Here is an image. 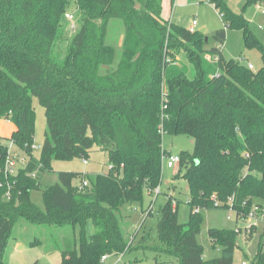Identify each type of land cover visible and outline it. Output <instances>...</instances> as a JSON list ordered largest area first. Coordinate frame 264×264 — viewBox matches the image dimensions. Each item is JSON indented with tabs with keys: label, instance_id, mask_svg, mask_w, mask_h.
I'll return each mask as SVG.
<instances>
[{
	"label": "trees",
	"instance_id": "trees-1",
	"mask_svg": "<svg viewBox=\"0 0 264 264\" xmlns=\"http://www.w3.org/2000/svg\"><path fill=\"white\" fill-rule=\"evenodd\" d=\"M163 1L0 0V121L14 126L8 142L29 156L17 175L7 176L8 147L0 140V264H9L8 243L20 221L72 228L73 237L59 248L61 264H103V256L133 250L164 254L178 264H234L243 231L210 230L221 256L205 260L198 242L201 211L226 209L232 198L245 213L253 203L264 204V42L225 0H205L224 25L211 37L165 20ZM256 5L264 0H247L245 8ZM72 7L80 17L67 37L63 22ZM113 21L124 29L119 53L108 43ZM230 29L242 30L245 47L260 53L258 71L222 56ZM212 42L222 48H207ZM181 52L195 67L192 80L178 59ZM35 98L47 118L40 159L33 158ZM161 127L194 139V152L179 155L177 175L183 171L188 185L190 218L181 224L178 206L169 200L158 212V242L149 233L136 242L122 228V213L162 184L169 153ZM95 148L108 155L107 174L76 186L78 174L59 173V183L42 192L46 210L32 202L55 160H88ZM245 202L250 206L243 208ZM88 221L96 228L89 241ZM249 264H264V226Z\"/></svg>",
	"mask_w": 264,
	"mask_h": 264
},
{
	"label": "rangeland",
	"instance_id": "rangeland-1",
	"mask_svg": "<svg viewBox=\"0 0 264 264\" xmlns=\"http://www.w3.org/2000/svg\"><path fill=\"white\" fill-rule=\"evenodd\" d=\"M228 5L237 13L244 15L249 22L250 28L257 38L264 42V13L263 7L249 6L245 8L247 0H225ZM69 14L74 16L73 20L66 18L63 22L66 36L70 37L78 28L79 12L72 7ZM162 17L171 21L177 26L189 28L193 20H197V31L207 29V36L211 37L214 32L224 28L223 22L217 11L205 2V0H164ZM116 26V27H114ZM123 24L119 21H113L110 25L108 43L114 46L118 53L121 51L123 40ZM115 31L112 38L114 43L110 42V35ZM117 41V45H116ZM217 46V43L212 42L207 48ZM222 56L226 60L240 61L243 65H248L249 62L254 64L255 71L262 67L260 53L253 49L248 50L244 43V33L242 30L230 29L227 31L226 41L222 50ZM210 58V56H208ZM118 55L117 61H119ZM178 59L182 65L188 68V77L192 80L196 76V70L193 65L187 60L185 53L181 52ZM211 59V58H210ZM208 59V61H210ZM34 108L36 113L35 123V139L33 158L40 159L42 155V146L46 139L47 133V118L45 109L40 104L37 98L34 99ZM14 126L7 121H0V140L2 143L9 145L8 136L13 131ZM164 150L172 155H180L181 153L194 152V139L188 135H163ZM27 159L29 156L22 155ZM108 155L106 152L95 148L84 163L82 158H74L72 160H55L52 164V170L47 171L41 181L40 190L33 191L31 200L34 204L40 207L43 211L46 210V205L43 198V190L59 183V173H75L79 177L74 181V185H80V181L86 178V181L95 180L97 174H107L109 171ZM178 169L167 167V162L163 163L162 184L159 188V195H150L149 192L144 193L143 202L135 204L133 210L124 209L122 213L126 218L121 219L122 228L126 236L130 239L139 241L146 233H149L153 242H158V212L161 207L165 206L169 200L174 205L178 206V220L181 224H186L190 218L189 190L187 182L183 179V171L179 177ZM153 214L146 218V210L151 208ZM203 222L201 231L198 236V242L204 248V259L210 260L221 256V249L214 248L209 239V231L213 229H233L244 228L242 222L236 223L235 219H228V210L226 209H210L202 210ZM143 226V227H142ZM142 227V229H141ZM141 230L139 233H137ZM96 228L92 221H88L85 227V238L89 241L95 233ZM262 232V227L252 236H247L245 233L238 237L237 245L239 248L235 252L234 264H249L257 252L259 235ZM78 241H81V226L75 230ZM73 237V230L70 227H55L47 225H33L20 221L13 229L10 236L7 249V259L9 264H61V251L59 248H64L67 239ZM41 244L33 245L35 241ZM122 256L111 255L103 262V264H178L177 260L158 254L150 250H133ZM247 256V258L245 257Z\"/></svg>",
	"mask_w": 264,
	"mask_h": 264
},
{
	"label": "built area",
	"instance_id": "built-area-1",
	"mask_svg": "<svg viewBox=\"0 0 264 264\" xmlns=\"http://www.w3.org/2000/svg\"><path fill=\"white\" fill-rule=\"evenodd\" d=\"M262 12L264 13V6H262ZM66 18L69 20H73L74 16L71 14H67ZM197 26H198V22L197 20H193L192 24L190 26V28L188 29V31L190 33H195L197 31ZM222 47L219 46V49H221ZM208 59H210L208 57ZM248 68L252 71H255V67L252 64L248 63ZM160 133L162 135L166 134L165 130L163 127L160 128ZM8 147V156L5 162V173L7 176H15L18 174V171L21 168H24L27 165V159L23 158L22 155L20 154V151L17 149V147L15 146V144L13 142H9V145H7ZM33 150H34V146H33ZM164 161L167 162V167L171 168V169H178V167L180 166V156L179 155H172V154H168L167 156L164 157ZM84 163L87 164V160H84ZM84 186H88L89 185V181H84ZM159 189H156L153 192V195H155L156 197L159 195ZM7 198L9 199L10 197V192H7ZM213 201H214V206L215 207H221L220 206V202L216 199V197H213ZM249 204L247 202H245L243 204V208L247 207ZM153 204L151 205L150 210L152 209ZM250 206V205H249ZM226 210H228V219L232 220L235 219L236 223L238 224L239 222L244 223L245 227L242 228H237L241 229L243 231V233H251L252 230L254 228H258L261 226H264V204H258V203H253L250 206L249 212L245 213L243 212L244 210H238L235 207V201L234 199H230L229 201V205L226 208ZM122 256H124L125 254H121ZM108 258V256H103L102 257V263ZM245 264V263H244Z\"/></svg>",
	"mask_w": 264,
	"mask_h": 264
},
{
	"label": "crops",
	"instance_id": "crops-1",
	"mask_svg": "<svg viewBox=\"0 0 264 264\" xmlns=\"http://www.w3.org/2000/svg\"><path fill=\"white\" fill-rule=\"evenodd\" d=\"M190 26H191V25H190ZM189 28H190V27H189ZM189 28H188V29H189ZM204 29H205V34L207 35V29H206V28H204ZM217 31H218V30H217ZM214 33H215V32H214ZM214 33H213V34H214ZM213 34H212V35H213ZM223 48H224V47H223ZM222 50H223V49H222ZM249 64H252V63L249 62ZM252 65L254 66V64H252ZM254 67H255V66H254ZM13 128H14V127H13ZM13 131H14V129H13ZM13 131H12V132H13ZM12 132H11V134H12ZM11 134H10V136H11ZM10 136H8V137H10Z\"/></svg>",
	"mask_w": 264,
	"mask_h": 264
},
{
	"label": "water",
	"instance_id": "water-1",
	"mask_svg": "<svg viewBox=\"0 0 264 264\" xmlns=\"http://www.w3.org/2000/svg\"><path fill=\"white\" fill-rule=\"evenodd\" d=\"M200 32H201L202 34H205V29H202ZM206 41H208V40L206 39Z\"/></svg>",
	"mask_w": 264,
	"mask_h": 264
}]
</instances>
